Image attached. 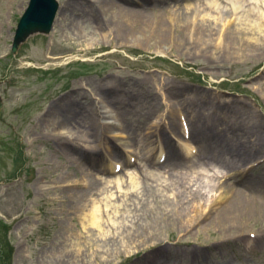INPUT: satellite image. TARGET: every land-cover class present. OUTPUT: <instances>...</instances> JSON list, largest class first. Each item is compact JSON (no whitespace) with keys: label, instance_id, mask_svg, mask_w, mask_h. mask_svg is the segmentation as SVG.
<instances>
[{"label":"rangeland","instance_id":"obj_1","mask_svg":"<svg viewBox=\"0 0 264 264\" xmlns=\"http://www.w3.org/2000/svg\"><path fill=\"white\" fill-rule=\"evenodd\" d=\"M56 1L62 7L66 0ZM74 1L85 5L88 0ZM28 3L29 0H0V264H156L157 260H161L158 264H264V217L249 222L246 231L225 234L220 240L206 230H195L191 238L172 230L163 233L159 244H126L123 237L128 234L127 228L140 219L138 214L161 207L158 203L172 199L175 192L162 170L158 173L161 186L141 180V174L157 173L152 163L149 167L144 161L140 163L142 168L131 164L128 169L136 176L137 186L145 183L153 189L137 196L126 195L128 185L116 188L114 183H108L119 178L121 168L106 170L114 160L125 158L115 156L113 143L125 152H141V147L143 152L152 149L155 156L160 149L163 159L156 166L171 160L172 148L180 152L174 148L176 144L186 143L196 150L191 158L199 154L201 158L214 156L220 165H203L196 160L192 163L207 176L201 181L191 180L193 190L205 186L202 192L206 195L202 201L185 202V206L206 207L224 183L257 195L264 206L260 196L264 193V57L231 59L205 69L194 66L196 59L177 56L184 51L165 55L153 48L126 52L103 46L83 55L79 50L85 48L84 44L79 47L75 40L79 33L88 34L95 46L105 45L98 42L91 20L78 26L62 20L55 22L50 34L29 36L13 55L15 30ZM165 6L173 8V3ZM242 8L248 10L249 4L242 3ZM253 10L264 13V4ZM49 45L56 48L50 51ZM49 56L60 59L49 62ZM148 72L163 80H108L110 76L139 77ZM136 98H143L142 106ZM67 101L65 113L73 114L75 119L93 115L90 110L99 102L106 110L123 115L124 120H119L122 128H110L105 135L99 131L102 151L90 153L91 158L83 157L82 148L76 150L73 144L59 139L57 133L66 132V128L50 124V107H60ZM148 104H155V115L161 118L165 108L172 110L179 132L166 136L163 132L169 129L162 125L164 122L168 127L165 118L159 127L152 128L150 123L154 124L155 119L141 117ZM197 112L207 117L208 128L219 131L217 134L230 142L200 131L190 133ZM228 127L241 128L245 133H226L224 129ZM149 132L152 144H141L140 136ZM156 134L163 143H156ZM87 140L94 142L93 138ZM139 156L144 157L142 153ZM131 157L133 163L135 155ZM92 180L102 187L89 201L95 198V205L102 204V226L110 232L105 242L98 238V232L82 228L94 204L87 203L86 209L76 213L78 206L71 202L72 193H86ZM108 203L113 206L105 208ZM172 208L174 205L166 209ZM71 212L75 215L72 218L68 215ZM109 219L116 223L114 227L108 225Z\"/></svg>","mask_w":264,"mask_h":264},{"label":"bare ground","instance_id":"obj_2","mask_svg":"<svg viewBox=\"0 0 264 264\" xmlns=\"http://www.w3.org/2000/svg\"><path fill=\"white\" fill-rule=\"evenodd\" d=\"M168 3H173V8L166 7L165 5H168ZM242 3H248L249 9L244 11ZM261 4H264V0H88L85 5L80 2L76 3L74 0H66L63 6L58 8L60 14L55 22L59 23L62 20L64 24L69 25L71 22L70 25L75 24L77 26L87 20L94 22L93 33L97 36L98 42H105V45L95 46L93 40L88 38V34L79 33L75 40L78 41L79 47L80 44H84L85 48L79 50L83 55L104 47L126 52L151 51L153 48L152 51L165 55L184 51L185 54L177 53V56L196 59L195 67L200 66L208 69L220 66L231 59L264 57V13L253 10L259 8ZM65 38L68 39L67 36ZM54 48H56L55 45H49L50 51ZM47 58L48 56H46ZM58 59L60 58L49 56V62ZM119 76H110L108 80L111 83L123 81V79H128V81L137 79L144 82L152 81L153 83L163 80L153 72L145 73L139 77L123 74ZM64 99L68 100L67 97ZM136 99L139 104L144 101L143 98ZM137 102L133 104L135 107L138 105ZM100 103L90 110L93 115L88 118L75 119L73 114L68 116L69 114L65 113V110L69 101L61 104L60 107L52 105L49 110V116L53 117L50 123L51 126L62 125L60 128L67 129L66 132L57 133L59 139L67 144H73L72 148L74 149L82 148L83 157L87 156V159L91 158L90 153L97 154L98 151H102V143L99 144L102 139L101 134L105 135L106 130H110V128H122L120 121L124 120L123 115L118 111H108L106 106L100 105ZM53 106L54 108H52ZM140 106L142 105L140 104ZM155 108V104H148L147 108L142 109L141 117L144 120L151 119L152 121L155 119L154 124L150 123L152 128L153 126L154 128L159 127L162 124L161 121L165 118L168 127L164 122L162 125L169 130L163 133L165 135L178 133L179 129L173 119L172 110L166 111L165 108L161 118L155 115ZM206 120L207 117L197 112L189 132L192 133L193 130L200 131L203 134L216 135V137L230 142V139L225 136V138H222L223 135L217 134L219 131L208 128L205 124ZM99 131L101 134H98ZM224 131L239 136H243L245 133L238 127H228ZM149 134L150 132L143 137L140 136L139 142L150 146L153 141ZM112 137L113 135H110V138ZM156 137H158L155 139L156 143L160 144L161 141L163 143V139L159 137V134H156ZM88 138H93L94 142H89ZM74 145L79 147H74ZM174 148L180 149V152L178 153L172 148L171 160H166L161 166H156L158 160L163 156V151L160 149H158L155 156L152 149L143 152L144 148L141 147L139 148L141 152L131 149L125 152L118 144H112L115 156L118 158L119 155H124L125 158L114 160L109 168H106V170L111 169L112 171H115V168H121L118 174L119 178H113L114 181H108V183H114L116 188H123V185L130 186V189L126 192L127 196L143 195L149 190H153L151 186L145 185V183L137 186L136 176L128 171L131 164H134L135 168H142L140 163L145 161L144 164L149 167L152 163V168L157 173L141 174V180L156 182L157 185H160L161 177L158 173L162 170L170 180L175 192L172 199L166 198L162 203H158L162 205L161 207L142 210L138 214L140 219L130 229L127 228L128 234L123 237L122 241H125L126 244L137 243L136 241L146 244H159L162 242L163 233H170L172 230L184 234L185 238H191L195 230L198 232L206 230L209 233L213 232L214 235L217 234L215 240H220L225 234H239L246 231L250 226L249 222L264 217V206L259 204L256 198L257 195L253 193H249L251 194L249 195L227 183L218 187L221 191H218L212 197L210 204L206 207L191 206L189 208L188 205L185 206V202L187 204L188 201L190 203L199 202L206 195L205 192H202L205 186L201 189V185H199L193 190L191 180L197 178L201 181L207 176L197 171L196 165H192V163L195 160L203 165L205 163L209 164V162L219 165L220 163H217L218 161L214 156L201 158L199 157L201 154H199L198 157L191 158L190 155L192 153L196 154V150L186 143L183 145L180 142ZM181 151L186 152V154H182ZM141 153L144 156L143 158L139 156ZM132 155H135L133 163L131 162ZM101 156L103 157V155ZM95 164L94 168H96ZM99 169L100 167L97 170ZM180 170L184 172L180 173ZM144 172L146 173V171ZM187 172H190L191 175L187 176ZM103 180L107 181V179H101V181ZM92 181L90 187H86L88 188L86 193L73 192L71 202L78 206V209L74 211L76 213L86 209L87 203L94 204L89 208L82 228L98 232V238L105 242L109 239L110 232L102 226L104 221L101 214L102 204L95 205V198H91V201H89L90 197L96 196L102 191V187L99 182ZM160 196L161 194L159 198H161ZM260 196L264 200V193ZM51 200L54 201V199ZM171 205H174V208L168 210ZM104 206L110 208L113 204L108 203ZM74 212L68 213V215L72 218L75 216L72 215ZM107 223L111 227L116 224L113 219L107 220ZM80 244L81 242L78 243V246ZM79 252L80 248H78L77 254ZM196 252L197 250H194V254L198 255ZM159 262L161 260H157L156 264Z\"/></svg>","mask_w":264,"mask_h":264},{"label":"water","instance_id":"obj_3","mask_svg":"<svg viewBox=\"0 0 264 264\" xmlns=\"http://www.w3.org/2000/svg\"><path fill=\"white\" fill-rule=\"evenodd\" d=\"M57 9L56 0H30L15 33L13 53L30 35L34 33L48 34L52 29Z\"/></svg>","mask_w":264,"mask_h":264}]
</instances>
